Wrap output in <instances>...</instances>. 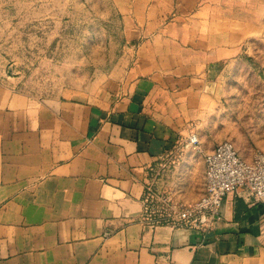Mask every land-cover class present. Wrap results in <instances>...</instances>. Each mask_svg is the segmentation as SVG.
Masks as SVG:
<instances>
[{"label": "crops", "instance_id": "crops-1", "mask_svg": "<svg viewBox=\"0 0 264 264\" xmlns=\"http://www.w3.org/2000/svg\"><path fill=\"white\" fill-rule=\"evenodd\" d=\"M258 7L128 0L131 60L86 98L38 99L0 82V264H264V202L246 190L200 228L167 209L149 216L144 202L149 189L182 204L203 195L205 155L222 141L204 133L213 86L255 54ZM236 147L250 159L264 135Z\"/></svg>", "mask_w": 264, "mask_h": 264}, {"label": "rangeland", "instance_id": "rangeland-1", "mask_svg": "<svg viewBox=\"0 0 264 264\" xmlns=\"http://www.w3.org/2000/svg\"><path fill=\"white\" fill-rule=\"evenodd\" d=\"M256 1L264 26V0ZM127 2L0 0V82L38 99L86 98L105 75L131 60L133 44L119 8ZM253 47L255 54L227 64L215 82L217 106L204 127L205 135L238 147L264 135V37ZM155 194L153 209L163 212L164 197Z\"/></svg>", "mask_w": 264, "mask_h": 264}, {"label": "built area", "instance_id": "built-area-1", "mask_svg": "<svg viewBox=\"0 0 264 264\" xmlns=\"http://www.w3.org/2000/svg\"><path fill=\"white\" fill-rule=\"evenodd\" d=\"M187 143L199 145L195 132L187 137ZM203 195L189 204L174 203L164 198L169 216L178 226L208 227L220 218L224 197L244 189L255 201L264 202V151L256 149L250 159L244 158L230 140H222L205 155ZM152 190L144 199L145 211L151 216L153 209Z\"/></svg>", "mask_w": 264, "mask_h": 264}]
</instances>
